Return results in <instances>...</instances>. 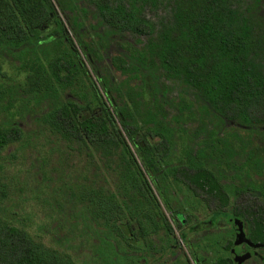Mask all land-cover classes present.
<instances>
[{
  "label": "trees",
  "instance_id": "obj_1",
  "mask_svg": "<svg viewBox=\"0 0 264 264\" xmlns=\"http://www.w3.org/2000/svg\"><path fill=\"white\" fill-rule=\"evenodd\" d=\"M81 1L55 0L72 15L74 29L84 26ZM53 4L0 0V56L17 59L28 72L22 92L27 104L33 101L28 106L37 134L82 159L83 171L68 187L70 197L139 248L135 231L144 219L156 230L163 222L157 220L160 207L140 164L155 183L151 165L174 164V122L191 113L221 126L225 119L244 127L233 134L264 128V0H86L100 17L96 38L77 43L86 61L71 38L58 31L62 23ZM53 19V30L42 28ZM22 137L19 125L0 128V154ZM220 142L230 152L234 139ZM203 151L187 146L178 164L194 167L198 189L220 195L225 188L205 168ZM216 151L208 153L214 157ZM8 196L0 175V202ZM258 213L253 238L263 241L264 209L258 207ZM0 264L71 262L25 230L5 225Z\"/></svg>",
  "mask_w": 264,
  "mask_h": 264
},
{
  "label": "flooded vegetation",
  "instance_id": "obj_2",
  "mask_svg": "<svg viewBox=\"0 0 264 264\" xmlns=\"http://www.w3.org/2000/svg\"><path fill=\"white\" fill-rule=\"evenodd\" d=\"M53 6L59 18L58 25L62 23L58 31L71 38L79 56L86 61L77 43L83 38L89 37L86 41L96 38L100 22L97 8L86 4V0L81 1L79 16L84 26L74 29L70 19L72 15L62 12L58 5ZM56 24L53 19L42 28L51 31ZM86 66L95 80L92 66ZM197 118L199 124L189 122L186 117L179 118L178 125L173 123L172 128L177 132L174 133L175 155L171 160L174 164L151 165L156 173V183L140 164L160 207L157 220H163L162 228L156 230L144 219V226L137 231L139 234L136 233L143 252H153L155 257L151 261L153 257L144 256L143 264H178V259L183 256L187 257V264H264V240L253 238L258 229L257 223L252 222L259 215L258 207L264 209V128L233 134V129L245 130L244 127L225 119L221 126L215 119ZM181 128H184L183 138L179 134ZM200 131L203 132L199 134ZM224 137L234 139L230 152L225 151L220 142ZM196 145L204 148L201 157L206 163L205 168L213 172L225 188L220 195H210L208 190L198 189L192 180L194 167L178 164L187 146ZM249 146L252 147L251 154L247 152ZM209 149L217 150L214 157L208 153ZM248 210L254 211L253 216L247 215ZM237 227H241L252 245H234Z\"/></svg>",
  "mask_w": 264,
  "mask_h": 264
},
{
  "label": "rangeland",
  "instance_id": "obj_3",
  "mask_svg": "<svg viewBox=\"0 0 264 264\" xmlns=\"http://www.w3.org/2000/svg\"><path fill=\"white\" fill-rule=\"evenodd\" d=\"M19 65L17 59L0 56V128L19 125L23 130L22 140L0 154V175L9 187L8 199L0 202V230L5 225L19 227L71 264H143L144 256L154 261L153 252L129 246L70 197L68 187L83 171L82 159L68 156L64 146L37 134L30 112L33 101L27 104L22 92L28 72ZM186 118L199 124L191 113ZM177 263L187 264V257Z\"/></svg>",
  "mask_w": 264,
  "mask_h": 264
},
{
  "label": "water",
  "instance_id": "obj_4",
  "mask_svg": "<svg viewBox=\"0 0 264 264\" xmlns=\"http://www.w3.org/2000/svg\"><path fill=\"white\" fill-rule=\"evenodd\" d=\"M241 243H246V244L252 245V243L245 238L241 227H237L236 228V237H235L234 245H239ZM244 259H245V257L242 258V260H244Z\"/></svg>",
  "mask_w": 264,
  "mask_h": 264
}]
</instances>
